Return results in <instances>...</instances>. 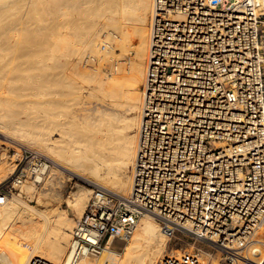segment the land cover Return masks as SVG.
<instances>
[{
  "label": "built area",
  "instance_id": "1",
  "mask_svg": "<svg viewBox=\"0 0 264 264\" xmlns=\"http://www.w3.org/2000/svg\"><path fill=\"white\" fill-rule=\"evenodd\" d=\"M150 26L131 193L89 201L66 264L128 241L144 213L173 239L158 264H205L202 250L239 264L264 225V0H153ZM22 160L0 197L22 183ZM178 236L205 246L175 253Z\"/></svg>",
  "mask_w": 264,
  "mask_h": 264
},
{
  "label": "bare ground",
  "instance_id": "2",
  "mask_svg": "<svg viewBox=\"0 0 264 264\" xmlns=\"http://www.w3.org/2000/svg\"><path fill=\"white\" fill-rule=\"evenodd\" d=\"M11 2L12 0H0V16L12 11L11 8L16 4L12 3L14 5L12 6ZM27 2L38 9L36 13L40 5L42 10L47 12L49 21L47 20L46 31L39 26L42 32L39 31L36 42L32 39L35 43L30 41L24 44L25 46L18 43L20 47L9 44L10 48L14 46L15 51L20 50L26 56L22 62H18L19 64L14 60L16 66L13 65L15 67L9 71L10 73H0V135L20 146H34L47 154L41 152L52 161L49 170L52 175H48L51 180H46L47 176L45 178L46 182L51 184L48 190L51 189L52 193L54 183L57 182H53L52 178H58L57 176L65 171L80 175L97 183L96 185L99 184L101 188L99 190L102 191L96 192L93 188L80 185L71 193L68 203L78 213L75 214L77 217L87 209L91 197H102L101 194L108 191L121 196H129L131 193L133 164L143 109L140 86L146 77L153 0H27ZM16 3L19 2L16 0ZM14 20H17L15 25L25 24L21 18ZM14 20L10 22L12 25ZM7 28L8 26L6 30ZM9 30L14 31V28ZM12 31L11 34L14 35L15 32ZM5 34L0 35L2 38L4 36L10 38V32ZM3 42L0 43L1 46L9 48L6 43L2 45ZM9 42L7 41V44ZM25 47L30 49L28 50L30 52L23 51ZM6 48L1 51L7 50ZM116 49H120V54L115 52ZM131 49L134 51V57L128 60L125 56ZM18 56L22 55L19 53ZM96 57L108 61L111 69L109 74L103 72L101 64L99 67L95 65ZM5 61L3 66L6 65ZM70 62L73 67L69 66ZM32 69L37 70V74L35 72L37 76L34 74L33 77L29 73ZM71 71L75 74L71 75ZM73 77L82 82H79L80 86L78 85L80 89L87 88L89 94L85 96H90L84 100L83 95L79 94L82 98L79 100L80 107L74 112L68 111L70 109L68 108L62 114L59 107L62 108V104L64 103V106L68 101L67 97L64 98L68 94L65 90L68 86L65 89L64 87ZM65 78L67 81H64ZM39 88L43 89L41 93ZM37 95H40V99ZM39 110L41 112H38ZM4 155L7 160L9 159L10 154L4 152L0 165L3 163ZM10 156L12 159V155ZM36 167L38 166L35 165ZM47 167L49 165H44L42 171ZM13 170L15 171L12 162L7 161L1 166L0 183L12 177ZM63 175L65 178V174ZM35 180L42 181L43 177L28 176L21 185V191L24 190L32 197L37 190ZM43 192L36 196L40 203L42 197L49 194ZM46 207L43 209L29 205L20 193L12 194L9 198L0 197V264H28L33 255H40L55 264H66L75 219L64 208ZM15 213L17 217L14 216ZM258 234L259 237L255 236L258 237L255 239L257 242L254 241L256 244L253 242V246L252 244L249 248L247 246L242 252L247 250L246 253L249 255L257 256V251L261 247L264 248L259 246L264 242V225ZM165 236L168 237V242L173 240L163 232L160 222L153 215L142 214L133 229L130 243L128 242L124 252L120 254L122 257L116 258V261L110 264H158L164 254ZM175 239L178 240L176 244L181 241L180 248H183L182 241L191 245L192 250L199 251L205 246L196 237H189L187 241L180 236ZM23 240L30 242V248H27ZM180 248L175 253H180L182 250ZM107 251L112 252L106 247L104 252ZM104 252L103 256L101 254L104 257L100 258L102 260L86 256L78 264H104L108 259ZM202 254L206 264L214 262V256L210 252L202 250ZM248 254L242 263L253 264L256 259L248 257ZM259 256L261 257L258 255V258ZM256 262L264 264L262 260Z\"/></svg>",
  "mask_w": 264,
  "mask_h": 264
},
{
  "label": "rangeland",
  "instance_id": "3",
  "mask_svg": "<svg viewBox=\"0 0 264 264\" xmlns=\"http://www.w3.org/2000/svg\"><path fill=\"white\" fill-rule=\"evenodd\" d=\"M15 1V2H14ZM26 4L25 6L23 5L24 3ZM17 2H19V3H16V0H12V2H11V5L12 6H14L15 4V7H13V8H11L12 9V11L10 12V13H8V12H6L5 14H3L2 16H0V34L3 36L4 34H5V32L6 31H8L9 29H13L14 28V31H12V30H9L8 32H10V34H11V31H12V33H14V35H15V37H14V35L13 34H9L10 35V38L8 37V36H4L5 38H6V40L4 39V37L2 38L1 37V35H0V37L3 39V40H1L2 42L3 41H5V42H3V44L2 45H4L5 43V45H8L7 47H9V48H6L5 46H1V44H0V47H5L7 50H9L8 52H7V50H4V51H1V50H3V49H5V48H0V52L1 53H3V54H0V60H1V62H2V64H0V65H2V67L0 66V73H10L12 70L11 69H13L15 66H16V64L18 63V62H22L23 61V59H24V57L26 56V54L24 53V52H22V53H24V54H22L21 53V51L19 50V51H15L13 48H15L16 46H19L20 47V45L19 44H21L22 46L24 45V44H26V43H28V42H30V41H32L31 43H33L34 41L36 42V40H37V37H39L38 36V34H40L41 32H42V30L41 29H43V31H46V29H47V24H48V21H49V16H47V12H45L44 10H42V8H41V6L40 5H38V7H40V9H39V13L37 12L36 13V11L38 10V9H36V7L35 8H33L32 6V4L31 3H28L27 2V0H17ZM14 5H13V4ZM22 3V4H21ZM19 5V6H18ZM20 5L21 6H23V7H20ZM31 5V6H30ZM12 6H10V7H12ZM36 6H37V4H36ZM19 7V8H18ZM28 7V8H27ZM37 7V8H38ZM15 8V9H14ZM30 8V9H29ZM14 9V10H13ZM21 9H22V11H21ZM28 9V10H27ZM33 9V10H32ZM44 11V12H42V11ZM22 12V13H21ZM28 12H31V14H29ZM21 13V14H20ZM43 15H42V14ZM11 14V15H10ZM20 14V15H19ZM35 14H36V16H35ZM45 14V15H44ZM28 15V16H27ZM29 15H30V18H28L29 17ZM33 15V16H32ZM38 15V16H37ZM25 16H27V17H25ZM44 16V17H43ZM4 17V18H3ZM7 19H6V18ZM16 17V18H15ZM38 17V18H37ZM47 17V18H46ZM20 19L21 18V20H22V22L23 23H25V24H23V26H24V28H23V26H22V24H21V26H19V25H15L16 23L15 22H17V20L15 21L14 19ZM26 18H28L26 21H25V19ZM24 19V20H23ZM10 20V21H9ZM12 20H14L13 21V24L16 26V28H15V26L14 25H12L10 22L12 21ZM28 20H30L29 22H28ZM39 20H41V21H39ZM48 20V21H47ZM36 21V22H35ZM38 22V23H37ZM41 22V23H40ZM10 23V24H9ZM27 23H28V25H27ZM2 24V25H1ZM36 24H37V26H36ZM44 24V25H43ZM11 25V27H9ZM6 26H8V28H7V30H6ZM12 26H14L13 28H12ZM27 28H26V27ZM33 26V27H32ZM39 26H41L42 28L40 29L39 28ZM148 26H149V24H148ZM4 27V28H3ZM19 27V28H18ZM39 29H38V28ZM21 28V29H20ZM35 28V29H34ZM38 30H37V29ZM16 29V30H15ZM18 29V30H17ZM37 30V31H36ZM3 31V32H2ZM39 31H40V33H39ZM8 32L6 33V34H8ZM78 32H79V30H78ZM5 34V35H6ZM8 37V38H7ZM34 41H33V40ZM7 41L9 42L8 44H7ZM16 43H15V42ZM2 42H0V43H2ZM34 42V43H35ZM19 43V44H18ZM12 46V44L15 46H13V47H11L10 48V45ZM25 46V45H24ZM16 49V48H15ZM11 50V51H10ZM23 51H28V50H30V49H28V48H26L25 47V50H24V48L22 49ZM6 51V52H5ZM13 52H16V54L15 53H13ZM28 52H30V51H28ZM115 52L117 53V54H120V49H116L115 50ZM7 53H9V54H7ZM11 53V54H10ZM19 53H20V55H22L23 56V58H22V56H18L19 55ZM5 54H7V57L6 58H4L6 55ZM2 55H3V58H4V61L5 60H9L8 62H9V65H8V62H6L5 64L6 65H8L7 66V68H4V67H6V65L5 66H3V63H4V61L2 60L3 58H2ZM128 55V56H127ZM9 56H11V57H9ZM13 56V57H12ZM128 60H130V59H132L133 57H134V51H133V49H131L127 54H126V56H125ZM9 58H11V59H9ZM18 60H17V59ZM21 58H22V60H21ZM103 60L102 62H100L99 63V61H101V60ZM13 60V61H12ZM14 60H15V63L16 64H14ZM72 60V59H71ZM70 60V61H71ZM74 61H75V59L73 58V62L72 63H74ZM71 62H70V65L69 66H72L71 65ZM108 61H106V59L105 58H99V57H96L95 59H94V63H95V65L96 66H100V64H101V67L100 68H102V70H103V72L105 71V73L106 74H109L110 73V66H108V63H107ZM12 65H11V64ZM103 63V64H102ZM19 64V63H18ZM13 65H15V66H13ZM105 65V66H104ZM13 66V67H12ZM11 67V68H10ZM73 67V66H72ZM10 68V69H9ZM2 69H4V70H2ZM7 71H6V70ZM11 70V71H10ZM35 69H32V70H30V74L33 76V77H35V76H37L36 74H37V70H35ZM2 71V72H1ZM10 71V72H9ZM35 72H36V74H35ZM74 72L73 71H71L70 72V74L71 75H74L73 74ZM34 74H35V76H34ZM74 78V77H73ZM72 78V80H71V78H70V83H69V81H68V83L66 82V86L64 87V89L67 87V89H65L67 92H68V94H67V92H66V96H64V98L66 99V97L68 98L67 100V103H65L66 105H64L63 106V104H62V108H61V106L59 107L60 109H59V111L61 112L62 111V114H64V112H66L67 110L66 109H68V108H70V109H68V111H75L76 109H78L79 107H80V105H81V101H79V100H82V98H80V95L83 97V99L84 100H87L88 98L87 97H89V96H85V95H88L89 94V92H87V88H85V89H80V83H82V82H80V80H78L77 78H74L73 79ZM67 78H65V80L64 81H67L66 80ZM76 80V81H75ZM78 80V81H77ZM73 83H72V82ZM74 82L77 84H75L76 85V87H75V85H74ZM80 82V83H79ZM72 85H74L73 87H72ZM79 85V86H78ZM92 84H90V86H91ZM142 86V85H141ZM140 86V88H142ZM76 89H75V88ZM44 88V87H43ZM39 90V93H41L42 92V88H39L38 89ZM38 90L36 89L35 91H37V94H39L38 93ZM81 90V91H80ZM84 93V94H83ZM80 94V95H79ZM78 96V97H77ZM37 97H39V99H40V95H37ZM36 97V98H37ZM73 97H75V98H73ZM77 97V98H76ZM35 98V97H34ZM71 98V99H70ZM79 98V99H78ZM70 100V101H69ZM77 101V102H76ZM78 102H79V105H77L78 104ZM69 103V104H68ZM93 104V103H92ZM91 104V105H92ZM37 106V105H36ZM35 106V107H36ZM65 106H69V107H65ZM93 106V105H92ZM36 108H38V106L36 107ZM74 109V110H73ZM41 110V109H40ZM38 111V112H41V111ZM66 110V111H65ZM34 111H35V108H34ZM33 111V112H34ZM37 111V110H36ZM35 111V112H36ZM37 113V112H36ZM35 113V114H36ZM71 114V113H70ZM71 115H73V113L71 114ZM66 117V116H65ZM69 119H72V118H70L69 117ZM73 122V121H72ZM0 138H1V140H0V144H1V146H2V150H3V153L5 152V153H7V154H10V155H12V159H11V156L10 155H8L9 156V159L7 160L6 159V157H5V155H4V160H3V163L0 165V167L1 166H3V165H5L6 164V162L7 161H9V162H12L13 163V165H14V169H15V166H16V164L15 163H17V161H18V158H21V155H23V160L21 161V164H20V167L21 168H23L24 169V171H25V173H26V176L24 177V179H23V181H22V183H20L19 185H17L16 187H14V188H12V190H9L8 192H7V197L9 198V197H12V194L13 195H17V194H19L20 193V195H22V197H23V199L29 204V205H32V206H34V207H39V208H45V206H47L48 208H60V209H66V210H68L67 211V213L70 215L71 214V216L75 219L74 220V223L75 224H73V228L75 227V225H76V221H77V219H79V217H81L82 216V214L84 213V212H82L79 216L77 215V217H76V215L75 214H78L76 211H74V209L69 205V203H68V198H70L71 197V193L74 191V190H76L77 188H78V186H80V185H82V186H87V187H90V188H93L94 190H96V192L99 190V189H101L98 185H96L95 184V182H93V181H91V180H88V179H85V178H83V177H81L80 175H77V174H71L69 171H65V173H60L59 175L60 176H57V174H55V176H57L58 178H56V177H54V178H52L53 180V182H55V181H57V182H55L54 183V185H55V187L53 188L54 190H52L53 191V193L51 192V189L50 190H48L49 188L48 187H50V182H46V180H48V179H50L51 180V177H49L48 175H52L51 174V171H49L50 170V166H52L51 164H52V161L48 158V157H46V156H44L42 153H44V154H46L45 152H42L43 150H41V149H38L37 150V148H35L34 146H24V145H21L20 146V144H16V143H13V142H11V141H13V140H6L2 135H0ZM21 147V149H19V147ZM18 147V148H17ZM19 149V150H18ZM25 151H27V152H25ZM42 152V153H41ZM35 155H38V156H42L44 159H46L47 161H46V163L49 165V167H47L46 168V170H45V174H44V176H43V180L42 181H39V182H37L36 180H35V183H36V186H37V190H38V192H37V190L35 191V193H33V196L31 197L30 195H28V193L27 192H24V190H22L21 191V185L26 181V179L28 178V176L30 177V176H33L34 177V175L32 174V173H34V170H35V165H37V163H38V161L36 160V158L38 157H35ZM47 155V154H46ZM54 167V166H53ZM52 167V168H53ZM13 172H14V170H13ZM15 173L16 172H14V174L12 175V177H10L8 180H6V182L8 181H10L11 182V180H12V178H13V176L15 175ZM50 173V174H49ZM63 174H65V178H64V175ZM46 176H47V179L45 180V178H46ZM60 177V178H59ZM67 177H69V178H67ZM55 178L57 179V180H55ZM62 178H64V179H62ZM67 178V179H66ZM59 179H61V180H59ZM49 180V181H50ZM64 180L66 181V182H64ZM63 181V182H62ZM6 182H4V184L6 183ZM61 182L63 183L62 184V186H60V184H61ZM65 183V184H64ZM59 184V185H58ZM45 187V188H44ZM56 188V189H55ZM8 189H10V186H9V188ZM44 189V190H43ZM57 192H56V191ZM49 192V194H48V196L47 195H44L43 197H42V199H41V203H40V201H37L38 199H36L37 197V194H39V192ZM36 192H37V194H36ZM43 192V193H44ZM51 192V193H50ZM56 192V193H55ZM27 193V194H26ZM59 193V194H58ZM51 194V195H50ZM57 195V196H56ZM69 195V196H68ZM93 196V195H92ZM93 197H91L90 198V200L92 199ZM54 199V200H53ZM46 201V202H45ZM39 202V203H38ZM50 202V203H49ZM50 206V207H49ZM54 206H57V207H54ZM59 206V207H58ZM46 207V208H47ZM67 207H68V209H67ZM72 208V209H71ZM29 213V212H28ZM73 214H74V216H73ZM6 216V215H5ZM15 217H17V214L15 213V215H14ZM73 228H72V230H73ZM258 232H260V230L258 231ZM71 233H72V231H71ZM257 235H258V237H259V234L257 233ZM166 237V236H165ZM258 237H256L255 239H257ZM173 241V240H172ZM178 240H176V239H174V245H175V247L178 249V248H180V246H181V241H179V243L178 244H176V242H177ZM256 241V240H255ZM26 242V243H25ZM128 242L130 243V239L128 240V241H122L121 239H119V238H114V240H113V242H112V245H111V247H110V249H111V251L112 252H109V251H107V252H104L105 254H106V258H108L107 259V261L106 262H104V264H110V263H112L113 261H116V258H120V257H122V255H120V254H122L123 252H124V248H125V246L126 245H128ZM257 242V241H256ZM256 242H254L255 244H256ZM23 243L27 246V248H30V242L29 241H27V240H23ZM171 243H173V242H171V241H169L168 242V237H166V244H165V248L163 249V252L165 253L166 251H169L170 250V247L172 246V244ZM254 243H252V246H253V244ZM258 243H260V242H258ZM183 244V249L184 248H187L188 249V247L190 246V245H187V243H182ZM258 245V244H257ZM264 246V242L263 243H261V244H259V246ZM251 246V245H250ZM32 247V246H31ZM192 247V246H191ZM248 248H249V246H248ZM247 248V249H248ZM177 249H176V251H174V252H177ZM261 249H262V254H261ZM264 248L263 247H261L260 248V250L259 251H257L258 252V254H256L257 256H255V254H251V255H249L248 253H246V251L245 252H243V255L244 256H247V254L249 255L248 257H251L252 259H256L255 261H260V260H262V261H264L263 259H264ZM103 252L101 253L102 254V256H103ZM115 252V253H114ZM260 253V254H259ZM101 254H99V255H97V256H91V258L92 257H94V259H98V260H102L104 257H102L101 256ZM255 256V258H254V256ZM258 255H261V257L259 256V258H258ZM101 256V257H100ZM248 257H246V258H248ZM100 258H102V259H100ZM222 258H223V256H222V254H216V256L214 255V262L212 263V264H224L223 263V260H222ZM250 258V259H251ZM259 259V260H258ZM109 260V261H108ZM243 260H245L244 258H242V261H240L239 262V264H244V263H242L243 262ZM105 261V260H104ZM255 261L253 262V264H257V262L255 263ZM205 264H206V262H205Z\"/></svg>",
  "mask_w": 264,
  "mask_h": 264
}]
</instances>
